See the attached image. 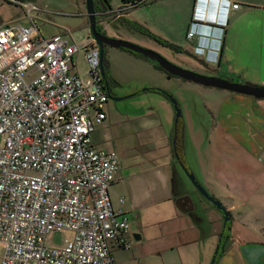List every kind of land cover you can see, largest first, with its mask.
I'll return each mask as SVG.
<instances>
[{
	"label": "built area",
	"instance_id": "1",
	"mask_svg": "<svg viewBox=\"0 0 264 264\" xmlns=\"http://www.w3.org/2000/svg\"><path fill=\"white\" fill-rule=\"evenodd\" d=\"M14 2L28 25L0 27L1 264H115L111 244L129 249L131 216L111 202L118 155L96 150L90 138L108 101L100 51L90 35L79 45L44 37L31 17L37 5ZM138 5L126 0L109 16L118 20ZM80 51L84 76L71 71ZM51 232L71 237L49 247Z\"/></svg>",
	"mask_w": 264,
	"mask_h": 264
},
{
	"label": "crops",
	"instance_id": "2",
	"mask_svg": "<svg viewBox=\"0 0 264 264\" xmlns=\"http://www.w3.org/2000/svg\"><path fill=\"white\" fill-rule=\"evenodd\" d=\"M6 1L19 6L14 1L21 0ZM139 2L141 5L150 4L146 7L147 12L161 6L156 10V18L164 30L163 42L190 54L186 58L174 52L175 60L179 61L180 57L190 59L185 62L191 63L192 60L199 65L197 69L216 66L217 69L212 71L219 73L223 79L264 87V0H244L240 3L241 7L230 10L226 26L214 30L212 37L220 39L221 48L218 51V44L210 42L211 49L215 51L210 54V62L194 53L196 47L206 44L204 39L191 40L187 34L190 28V33L192 28L193 32H209L206 27L193 24L194 13L199 12L209 22L216 20L217 13L208 17L205 12L202 13L205 11L204 3L196 0ZM147 12H144V19H141L140 12L133 17L130 12L127 17L133 23L140 22L144 28L147 25ZM13 21L7 16L4 19L0 13V27L20 24ZM189 42L191 46L187 45ZM150 43L151 48L169 53L155 41L150 40ZM226 93L220 96L215 108L208 107L212 120L208 143L199 142L192 135L188 146L194 159L195 179L225 208L229 221L225 223L222 212L204 198H201L202 203H198L197 198H190L192 213L195 215L197 210L201 215L200 218L195 215L196 218L191 220L190 215L183 212L184 209L179 208L173 198L176 193L187 196V192L181 189L179 176L177 180L174 178L175 166H172L170 175L168 173L166 176L171 195L164 199L166 207L159 210L167 220L149 229L146 228L147 214H142L138 208L130 213L132 206L127 210L120 208L131 216V230L126 237L129 249L120 248L115 242L111 244L115 264H210L213 258L214 264H264V100ZM167 111L170 113L168 106ZM187 116L188 119L191 117L189 113ZM105 121L106 117L96 125H102ZM182 141L185 143V140ZM183 143L181 152L177 151L176 143H171L172 156L177 165L178 158L183 161L186 154ZM92 145L96 146L93 142ZM198 204L202 206L201 211L197 209ZM118 208L113 206L115 211L120 210ZM224 232L227 233L225 237ZM2 253L1 247L0 264ZM218 253L220 255L216 257Z\"/></svg>",
	"mask_w": 264,
	"mask_h": 264
},
{
	"label": "rangeland",
	"instance_id": "3",
	"mask_svg": "<svg viewBox=\"0 0 264 264\" xmlns=\"http://www.w3.org/2000/svg\"><path fill=\"white\" fill-rule=\"evenodd\" d=\"M25 1L35 3L39 8L40 11L32 12L31 17L44 37L63 35L79 45L90 35L84 0ZM109 2L113 10L123 3L121 0H109ZM166 4L169 3L166 2ZM149 5H138L118 20L109 18L107 20L109 26L102 24L106 35L114 34L118 37L116 39L156 52L181 68L201 72L204 76L214 75L221 78L222 76L219 73L218 76L214 71L203 72L197 69L193 61L186 63L188 61L185 62V57H180L177 61L172 53H164L150 47V40L163 41L165 35L159 19L156 18V10L161 6L155 8L154 11L147 12L145 10ZM100 6L98 4V8ZM130 12H132V17L140 12L141 19L146 17L144 12H147V25L143 28L140 22L130 21L127 17ZM0 13L4 19L6 16L8 19L13 18V23L28 25L26 13L15 3L0 0ZM148 29L151 32H148ZM199 33L203 34V32ZM187 45L191 46V43ZM104 61L106 67L111 66L114 69L117 80L121 84V89L114 91L115 94L129 98L122 101L109 100L105 104L103 109L106 121L102 125L95 126L92 142L94 145H96L95 141L97 142L94 146L96 150L115 152L119 157L116 183L110 191L112 205L126 210L132 206L133 208L129 209L130 213L134 211V208H138L142 214L148 215L146 228L150 229L152 228L150 226L167 220L162 212L159 213V210L166 207L167 202L164 199L171 195L166 176L168 173L170 175L172 166H175L174 178L177 180L179 176L182 183L181 189L187 192L185 194L189 198H197L198 203H202V197L187 179L181 164L177 165L174 161L171 143H176L177 151L181 152L182 139L185 140L183 143V150L186 151L183 157L184 166L196 176L193 172L194 159L190 145L188 146V140L190 142L194 135L199 142H207L212 128L208 107H214L220 101V96L228 93L223 90L204 88L178 78L168 80L165 74L154 68L153 62L125 50L106 47ZM73 62L74 66L71 71L84 76L88 69L84 53L80 51L76 54ZM211 67L214 70L217 69L216 66ZM211 67L207 69L213 70ZM28 80L26 76V81ZM152 89L161 90L177 101L182 117L176 125H174L175 114L172 105L163 95L149 91ZM167 106L170 113L167 111ZM195 107L198 112L197 116H195ZM187 113L191 115L189 119ZM121 198L123 204L119 203ZM201 207L200 204L197 205L199 211ZM195 215L197 218L201 216L197 210ZM69 237H71L69 233L51 232L47 236L46 243L49 247H61L64 240Z\"/></svg>",
	"mask_w": 264,
	"mask_h": 264
},
{
	"label": "water",
	"instance_id": "4",
	"mask_svg": "<svg viewBox=\"0 0 264 264\" xmlns=\"http://www.w3.org/2000/svg\"><path fill=\"white\" fill-rule=\"evenodd\" d=\"M103 1V0H102ZM85 8H86V17L88 20V26L90 30V36L93 38L94 42L96 43L99 51H100V61L104 58V51L106 47L113 48V49H121L126 50L129 53H133L138 55V57L150 60L155 65H157L164 73L167 74V79L170 78H178L180 80H183L185 82L193 83L199 86H202L204 88H212V89H218V90H224L227 92H231L234 94H239L247 97L254 98L256 100H264V87L259 86H252L249 84H242L233 82L227 79H223L216 76H204L199 73L184 69L179 67L178 65H175L159 55L156 52H153L151 50H147L144 48H141L139 46L133 45L129 42L123 41L121 39H115L112 37H109L106 35V32L103 31L102 34L97 32L96 26L99 24L96 21V15H95V9L93 0H85ZM104 4H107V0H104ZM109 4V3H108ZM108 10L112 11L111 7L105 5ZM205 25H203L204 27ZM99 28H102L99 26ZM155 67V66H154ZM160 91V90H158ZM163 94L166 96L167 100L172 105L175 118H174V125L177 124L179 118L182 117L181 111L179 109L177 101L169 94L163 92ZM112 101H115L116 99L112 98ZM117 101V100H116ZM187 179L194 187L195 191L205 200H207L209 203H211L215 208H217L219 211L223 214L224 222L226 223L229 221V216L225 208L217 202L203 187L202 185L195 179V176L193 173L185 169L181 165ZM215 263V258L212 259L210 264Z\"/></svg>",
	"mask_w": 264,
	"mask_h": 264
},
{
	"label": "flooded vegetation",
	"instance_id": "5",
	"mask_svg": "<svg viewBox=\"0 0 264 264\" xmlns=\"http://www.w3.org/2000/svg\"><path fill=\"white\" fill-rule=\"evenodd\" d=\"M102 1V0H101ZM100 0H93V4H94V9H95V15H96V21L97 23H99V26L102 27V24H107L109 26V23L107 22V20H109L110 16H109V11L110 10H106V7H104V0L103 2H101ZM98 4H100V8H98ZM103 7V8H102ZM113 10V9H112ZM98 26V25H97ZM98 26V27H99ZM207 29H209V32L208 33H205L203 36H207V37H210L211 36V32H212V28L209 27V26H206ZM104 30H101V33L103 32ZM190 33V32H189ZM109 36V35H108ZM112 38H118L116 37V35H110ZM109 36V37H110ZM156 42V41H155ZM157 44H159L162 48H164L166 51L174 54L175 53H180V55L182 56H185L186 58L188 57V55L190 56V54L188 52H183V51H175L173 50L172 48H170L169 46L165 45V44H162L161 42L157 41L156 42ZM126 51V50H125ZM128 52V51H126ZM129 53V52H128ZM133 54V53H131ZM135 56H138L136 54H133ZM186 60H189L190 59H186ZM192 61V60H191ZM194 66L195 67H198L199 65H196V63H194ZM156 70H158L156 67H154ZM207 68H210L209 66H204V68L201 66L200 69L203 71V72H209V71H212L211 69H207ZM214 70V69H213ZM159 71V70H158ZM191 71V70H190ZM162 72L163 74L166 75L167 77V74L164 73L163 71H160ZM193 72H196L197 71H194ZM215 73V72H214ZM199 74H201V72H199ZM210 76H214V75H210ZM100 78H101V83H102V86L104 87V90L107 94V98H108V101H112L111 99L114 98L116 99L117 101H122V100H125L127 98H129L128 96H125V95H121V94H115L114 91H118L119 89H121V84L119 83V81L117 80V76L115 75V71L114 69L111 67V66H105V61H104V58L103 60L101 61V65H100ZM149 91H153L155 93H159L161 95H163L165 98L166 96L163 94V91H158V90H155V89H152V90H149ZM167 99V98H166ZM115 100V101H116ZM107 101V102H108ZM179 121V120H178ZM179 164H181L183 167H184V161L181 160V158L179 159ZM180 165V166H181ZM182 168V167H181ZM185 168V167H184Z\"/></svg>",
	"mask_w": 264,
	"mask_h": 264
},
{
	"label": "clouds",
	"instance_id": "6",
	"mask_svg": "<svg viewBox=\"0 0 264 264\" xmlns=\"http://www.w3.org/2000/svg\"><path fill=\"white\" fill-rule=\"evenodd\" d=\"M200 1V0H198ZM196 1V2H198ZM208 5H210L212 3V6L216 5V7L221 8V10L217 13V18L215 21L213 22H209L208 18H203L202 16H200V13L197 12V14L194 13L193 17V24L196 26H209L212 28V32L210 33L211 36L207 37V36H203L204 34H201L199 32H193V28H192V34L195 35L194 39L197 38V40L199 39H204V41L206 42V44H200L201 46H198L194 49V53L196 55L199 56H203L204 60L206 62H210V54L212 55V53H214L215 51L212 50V45L210 46V42H216L217 40L220 41V39H216L213 38L212 36L214 35V30L216 29H220L226 26V22H227V16L230 12L231 5L233 2H235L236 0H204ZM244 1V0H243ZM195 2V6L197 5V3ZM201 2V1H200ZM205 11H202V13H204ZM191 30V28L189 29V31ZM191 32V31H190ZM218 44V51L220 50V46H221V41L220 44Z\"/></svg>",
	"mask_w": 264,
	"mask_h": 264
},
{
	"label": "trees",
	"instance_id": "7",
	"mask_svg": "<svg viewBox=\"0 0 264 264\" xmlns=\"http://www.w3.org/2000/svg\"><path fill=\"white\" fill-rule=\"evenodd\" d=\"M23 1V0H21ZM101 1V0H100ZM122 2H125L126 0H121ZM135 1H139V0H135ZM103 2V1H101ZM109 3V4H108ZM107 5L108 7L110 6V2L109 0H107V4H104V6ZM96 9V7H95ZM96 30L97 32L101 33V28H99L98 26H96ZM102 34V33H101ZM158 41V40H157ZM161 42L162 44H165L167 46H169L170 48H172L173 50L175 51H180L181 49L178 48V47H175L174 45L172 44H168V43H165L163 41H159ZM155 67L159 70V71H162L157 65H155ZM174 189V188H173ZM175 190V189H174ZM182 195H179L178 193L175 194V196H173V198L175 199V203L177 204V206H179V208H182L183 212L187 213L188 215H190V218L191 220L195 219V215L192 213V210L189 208L190 204H191V199L187 196H184L182 197ZM189 204V205H188ZM191 207V206H190ZM131 220V219H130ZM227 233L224 232V237ZM220 254L218 253L216 257H218Z\"/></svg>",
	"mask_w": 264,
	"mask_h": 264
},
{
	"label": "bare ground",
	"instance_id": "8",
	"mask_svg": "<svg viewBox=\"0 0 264 264\" xmlns=\"http://www.w3.org/2000/svg\"><path fill=\"white\" fill-rule=\"evenodd\" d=\"M202 3H204L203 4V6H204V8H205V13H206V15H208V17H211V15L214 13V14H216V13H218L220 10H221V8H218V7H216V5H214V6H210V5H208L204 0H200Z\"/></svg>",
	"mask_w": 264,
	"mask_h": 264
}]
</instances>
